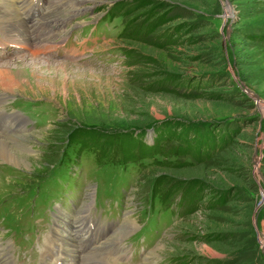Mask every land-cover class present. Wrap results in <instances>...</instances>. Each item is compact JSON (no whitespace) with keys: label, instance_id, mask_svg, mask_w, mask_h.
Wrapping results in <instances>:
<instances>
[{"label":"rangeland","instance_id":"374dc122","mask_svg":"<svg viewBox=\"0 0 264 264\" xmlns=\"http://www.w3.org/2000/svg\"><path fill=\"white\" fill-rule=\"evenodd\" d=\"M60 1L66 4L54 16L65 21L57 40L72 34L51 55L0 59L22 80L14 88L21 98L14 109L36 127L16 136L23 138L21 146L7 139L19 148L24 169L0 160V219L20 252L33 246L25 240L33 236L32 223H47L55 206L73 196L75 209L68 206L62 217L81 223L96 187V205L106 211L102 217L90 209L98 224L116 226L112 238L118 224L135 226L122 239L119 254L129 258L121 264H264V0H145L147 7L141 0ZM119 9L130 23L131 41L118 36L117 22L84 29ZM251 9L256 13L246 17ZM61 64L67 68H57ZM170 125L173 137L186 131L188 142L200 133L217 143L181 156L190 166L183 171L152 167L133 175L136 181L120 166L108 171L84 165L91 163L88 154L99 153L108 163L114 155L126 159L127 137L140 139L146 127L143 140L150 146L155 129ZM75 133L92 142L84 144ZM98 136L105 139L96 143ZM168 177L173 182L163 189L175 195L168 203L193 183L200 184L199 196L191 206L184 201L185 214L170 223L148 219L150 227L160 226L156 241L144 249L137 239L141 243L133 247L129 238L145 219L151 186ZM42 226L35 233L44 234ZM4 227L1 238L8 233Z\"/></svg>","mask_w":264,"mask_h":264},{"label":"trees","instance_id":"16d2710c","mask_svg":"<svg viewBox=\"0 0 264 264\" xmlns=\"http://www.w3.org/2000/svg\"><path fill=\"white\" fill-rule=\"evenodd\" d=\"M142 4L144 7L150 6V1H145V0H141ZM255 9H251L250 13L246 14V17H252L255 14ZM111 14H117V15H122L124 16L125 22H126V29L124 30V33L122 35V38H124V40L126 41H131V37L132 34H128L129 30L131 29L130 27V23L127 21L126 19V15L125 13H121V10H112ZM161 22H165V19L162 18ZM182 32L178 33L179 35ZM175 41L176 40H172ZM131 54H128V56H130ZM171 124H174V122H171ZM146 127H142L140 128V132L141 133V138H134V137H127V139H125L123 141L124 144H126V152H125V157H126V161L131 162V160H137V159H143V158H154L155 156H161L163 157V159H157L156 162V168L158 169V171H183L184 169H187L188 167H190L188 164H186L185 162L181 161V156H184L185 153H188L189 155H194L196 153L199 152L200 147L201 146H205V147H209L214 146L215 143H217V140L214 139L213 137H205L204 139L202 138V135H200V133L196 134L195 136V140L192 141L190 140L188 142L187 138H189L191 135H189L188 132L184 131L182 134V137L179 134H176L175 137L174 136V127L172 128V126H168L164 127V129H155L156 131V138H155V145H146V143L144 144V136L146 135V131L144 130ZM72 137L75 138H80V140L84 141V144L91 143L93 139V137H89L85 134H72ZM185 137V138H183ZM197 138V139H196ZM202 138V139H201ZM105 139L103 136H98V138H96V143L99 140H103ZM95 140V139H94ZM215 140V141H214ZM178 142V143H177ZM134 143L135 144V148L131 149V144ZM177 143V145L175 144ZM175 144V146H174ZM204 144V145H203ZM185 146V147H184ZM103 150H105V147L102 146ZM165 148H167L168 150L166 151ZM188 148V149H187ZM187 149V150H186ZM198 155V154H197ZM168 182H173L172 178L168 177L166 178V180L162 181L160 185H157L154 181V183L151 186V190H152V196H158L160 195L162 197V199L164 201H166L167 204L169 201L172 200L173 196L175 197V195H169L168 193H166L163 189V185H165ZM194 184H191L189 186V188L187 187V190L189 189V192L186 193L185 189L183 190L185 193L183 194L182 192V188H180L178 186L177 188V192L181 193L182 195L180 196V201H181V208H183V203L184 201L186 202V205L188 204V206H191V199H194V197H198V190L200 188V184H198L196 187H194ZM185 194L186 197H185ZM187 196L189 197V200H187ZM183 211V210H182ZM183 214H185V212L183 211Z\"/></svg>","mask_w":264,"mask_h":264},{"label":"bare ground","instance_id":"6f19581e","mask_svg":"<svg viewBox=\"0 0 264 264\" xmlns=\"http://www.w3.org/2000/svg\"><path fill=\"white\" fill-rule=\"evenodd\" d=\"M92 1L96 2L97 0H92ZM2 4L4 5V8L0 10V26L3 25L2 27H4L5 29L14 31L16 30V26H15L16 21L17 19L20 18L17 12L16 0H4ZM20 30H21L20 33L26 36L25 30L24 29H20ZM32 56L37 57L35 54H33ZM45 62L47 63L46 65L54 66L50 60L45 59ZM57 68L65 70L67 67L61 64L57 66ZM21 82L22 80H18L16 76L12 74L11 68H9V66L0 65V88H3L5 91L15 94L14 88L17 86H20L22 84ZM5 135H7L6 131H3V133L0 134V160L3 161L4 163L13 165L14 167L24 169L23 167L24 166L26 167V163L25 161H22L19 158L18 153L20 152V150L19 148H16V146L17 147L21 146L24 143L23 138L21 137L14 138L13 140L14 142L15 141L17 142L16 143L17 145L13 146L11 142L7 140L6 137H4ZM22 152L23 151H21V153ZM26 152H30V151L26 150ZM256 161H257V158H256ZM88 224L95 225L94 223H88ZM133 228H135V226H134V223L132 222H128L126 225H121V227L118 229L115 236L113 237V240L114 238L117 239L116 240L117 244H115L114 246L116 248L115 251L117 252L119 251L120 240L122 241L125 234L127 232H131ZM59 230H60L59 226L56 227L55 229L56 233L54 234V236L56 237L58 236V233L60 232ZM160 245L158 247V250L162 248V246ZM107 248H110V247H107Z\"/></svg>","mask_w":264,"mask_h":264},{"label":"water","instance_id":"95a60500","mask_svg":"<svg viewBox=\"0 0 264 264\" xmlns=\"http://www.w3.org/2000/svg\"><path fill=\"white\" fill-rule=\"evenodd\" d=\"M227 3H228V1H227ZM254 96H256V97H257V95H254Z\"/></svg>","mask_w":264,"mask_h":264}]
</instances>
